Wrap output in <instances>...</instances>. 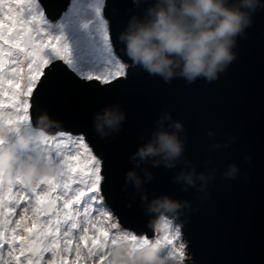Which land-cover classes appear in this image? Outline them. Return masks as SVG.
Returning a JSON list of instances; mask_svg holds the SVG:
<instances>
[{"label": "water", "instance_id": "1", "mask_svg": "<svg viewBox=\"0 0 264 264\" xmlns=\"http://www.w3.org/2000/svg\"><path fill=\"white\" fill-rule=\"evenodd\" d=\"M72 0H40L52 21L66 12ZM154 0H105L104 15L110 25L114 49L127 64L124 45L119 34L133 15L143 17ZM253 23L243 37L238 38L234 51L237 58L218 80L207 83L198 79L188 84L182 78L165 83L138 67H128L123 77L109 84L84 81L63 61H56L59 82L47 90L40 100L39 111L32 115L33 126L47 134L63 129L73 135H84L94 154L102 159V195L106 205L124 229L148 238L155 231L148 227L146 214L138 192L126 183V173L133 168L129 157L155 129V121L163 111L174 120L182 121L187 141L184 158L190 160L197 172L217 169L215 180L207 188L211 194L189 188L182 192L174 176L181 165L169 170L163 166L142 165L154 174L143 185L149 200L168 194L188 200L194 211L185 212L176 224L180 225L190 257L188 264H264V0L252 17ZM68 28L77 36L86 32L77 25ZM89 31L98 35L96 24ZM77 56V52H75ZM119 104L126 120L118 134L100 138L93 128L94 115L103 108ZM47 114L55 123L45 127L38 117ZM215 135L208 138L206 132ZM235 137L228 148L209 151V145H221ZM245 156H251L246 161ZM211 159L212 163L205 165ZM240 169L239 176L224 179L221 175L229 164ZM143 178L141 169H137ZM201 198L198 199L197 197Z\"/></svg>", "mask_w": 264, "mask_h": 264}, {"label": "snow or ice", "instance_id": "2", "mask_svg": "<svg viewBox=\"0 0 264 264\" xmlns=\"http://www.w3.org/2000/svg\"><path fill=\"white\" fill-rule=\"evenodd\" d=\"M102 7L98 0L101 44H85L80 64L64 36L53 38L47 31L40 0H0V192L6 189L9 197L0 196V264H109L117 242L137 243L138 235L124 231L107 209L101 195L102 159L85 136L61 128L49 138L32 121L41 97L59 82L56 61L84 81L109 84L126 75ZM29 164L47 171L36 175ZM81 210L84 219L78 221ZM16 215L19 219H11ZM97 215L101 219L93 218ZM169 228L161 239L173 259L183 261L185 245L174 244L181 229ZM62 253L74 254V259Z\"/></svg>", "mask_w": 264, "mask_h": 264}, {"label": "clouds", "instance_id": "3", "mask_svg": "<svg viewBox=\"0 0 264 264\" xmlns=\"http://www.w3.org/2000/svg\"><path fill=\"white\" fill-rule=\"evenodd\" d=\"M139 2L134 0V3ZM261 6L262 0H154L145 9L143 17L133 15L119 34L125 55L131 61L130 65L124 66L138 67L153 77L159 76L165 83L176 78H182L188 84L198 79L212 83L237 58L234 49L238 46V38L243 37L252 25V17ZM125 120L126 114L119 104L108 106L94 115L93 128L103 139L118 134ZM38 123L47 127L55 122L47 114H42ZM155 125L147 139L143 135L140 137L144 143L129 157L133 168L126 173V183L142 193L144 209L150 217L148 227L162 232L174 224L180 227L176 222L181 215L194 209L190 201L168 194L149 200L143 185L150 183L154 174L142 165L163 166L169 170L181 165V170L174 176V183L181 184L180 191L196 189L197 193H203L204 198L210 197L207 188L215 180L218 170L197 172L192 162L184 158L187 141L186 135L181 136L185 131L184 125L182 121L174 120L171 112L163 111ZM214 135L212 130L206 132L210 139ZM235 139L230 137L222 145L214 142L209 145V151L221 147L226 149ZM251 159V156H245L246 161ZM204 163L208 165L212 161L208 159ZM28 167L36 175L47 171L46 167L35 164ZM137 169L142 170L143 178ZM239 174L240 169L235 163L229 164L221 173L224 179L232 180ZM136 239L135 246L117 242L111 249L109 264H174L171 251L160 236L148 238L141 234Z\"/></svg>", "mask_w": 264, "mask_h": 264}, {"label": "rangeland", "instance_id": "4", "mask_svg": "<svg viewBox=\"0 0 264 264\" xmlns=\"http://www.w3.org/2000/svg\"><path fill=\"white\" fill-rule=\"evenodd\" d=\"M97 2H98V0H72L68 10L66 12H64L62 14L61 18L58 19L57 21H52L50 18H48V16L46 15V13L44 11V14L48 20V25H45V27L48 28L47 31L51 34V36L53 38L62 34L72 49L74 59L80 64H84V61L81 59V51H82L85 44H91V45H95V46H99L101 44L99 34H98V36H95L89 32V26L92 23H96V24L98 23V20L96 17V12H95V5L97 4ZM104 7H105V0H103L102 15L107 20V18L104 15V12H103ZM69 24L78 25L80 28H82L83 30H85L87 32V35L85 37H77L68 28ZM108 24H109V22H108ZM85 25H87V27H85ZM109 35H110V25H109ZM113 50L116 53L114 46H113ZM75 52H77V56H75ZM101 55H102V53H101ZM118 58H119V56H118ZM125 64H127V63H125ZM85 66H89V65H85ZM78 67H79V65H78ZM127 69L128 68H126V73H127ZM76 74L78 75L77 72H76ZM30 115H31V113H30ZM38 130H41V129H38ZM41 131H43V130H41ZM45 135L49 136V138H51V135L47 134L46 132H45ZM15 193H16V189H13L12 194L15 195ZM56 194L57 195L59 194V190L57 191ZM101 195H102V193H101ZM0 196H3L5 199L9 198L7 195L6 189L3 192H0ZM102 197H103V195H102ZM103 199H104V197H103ZM58 204L60 207H62V202H58ZM107 209L111 211V209L108 206H107ZM7 210L8 209H4L3 211H7ZM19 211L20 210L17 209V212H19ZM112 214L114 216V219L119 222L118 218L114 215L113 212H112ZM93 218L94 219H101V217H99L98 215L94 216ZM2 219H3V217H0V220H2ZM11 219H13V220L19 219V215H16V216L12 217ZM83 219H84L83 211L81 210V215L77 216V220L82 221ZM12 226H14V224ZM172 226L174 227L176 225L174 224ZM123 230L124 231H131V230L124 229V228H123ZM169 231H170V228L168 227L162 232H156L155 236L162 237L163 235L167 234ZM131 232L133 234L137 235L135 232H133V231H131ZM76 234L78 235V233H76ZM180 243H183L185 245L184 250H183L184 251V259H183V261H178L177 264H188V261H190V257H189L188 250H187V243L183 238L182 232L180 234V240L174 241V244L177 248H179ZM62 255H68V258L70 260L74 259V254L69 255L66 253H62ZM45 256H46V259H51L50 253H46ZM175 262H177V260H174V264H175Z\"/></svg>", "mask_w": 264, "mask_h": 264}, {"label": "bare ground", "instance_id": "5", "mask_svg": "<svg viewBox=\"0 0 264 264\" xmlns=\"http://www.w3.org/2000/svg\"><path fill=\"white\" fill-rule=\"evenodd\" d=\"M178 263V261L177 262H175V264H177Z\"/></svg>", "mask_w": 264, "mask_h": 264}]
</instances>
